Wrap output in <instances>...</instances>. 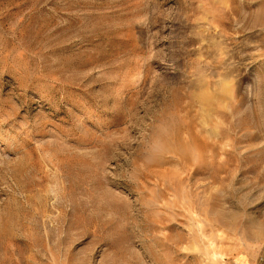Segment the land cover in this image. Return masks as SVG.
Here are the masks:
<instances>
[{
    "label": "rangeland",
    "instance_id": "rangeland-1",
    "mask_svg": "<svg viewBox=\"0 0 264 264\" xmlns=\"http://www.w3.org/2000/svg\"><path fill=\"white\" fill-rule=\"evenodd\" d=\"M0 264H264V0H0Z\"/></svg>",
    "mask_w": 264,
    "mask_h": 264
}]
</instances>
